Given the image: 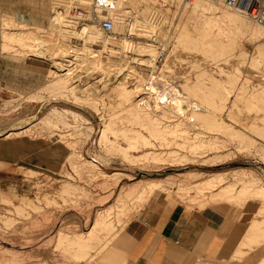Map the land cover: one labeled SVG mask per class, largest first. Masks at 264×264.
<instances>
[{"label":"rangeland","instance_id":"obj_1","mask_svg":"<svg viewBox=\"0 0 264 264\" xmlns=\"http://www.w3.org/2000/svg\"><path fill=\"white\" fill-rule=\"evenodd\" d=\"M19 1L23 3L27 2V0H0L1 30H3L6 27V25L8 24L7 19L10 18L11 16L13 17V20H15L13 22L11 21L9 22V26H10L9 28L11 27L14 28L11 30L18 31L24 29L29 30L30 28L35 29L39 36V39L41 40L40 41L38 39V41L43 43L46 49H50L49 51H56L58 49L59 50L61 49V52L65 50L69 51L70 49H72L73 51L74 50L77 51L79 47L80 48L83 47L82 45H84L83 43L85 40L79 36L77 38L76 34L74 33V28L77 27L78 24L76 25L74 14L71 11L72 4L68 6L65 3L66 5L64 9H62L64 10L62 12L64 13L63 20L61 21L62 25L56 26L53 29L51 27L49 28V24H50L51 15H53L54 13L55 5L57 4L55 0H45V1L35 0L34 2L35 6H37V4L41 6L40 9L44 7V5L46 4L45 2L48 3L49 12H51V14L49 15L48 26L32 24L16 16L13 12L15 10L19 12L20 8L17 6L16 9L13 7V5L16 6L17 5L16 3H18ZM144 1H148L152 5H154L153 3H155L156 7L163 9L162 10L163 17L158 21L159 23L155 24L154 26V28L156 27L155 29L158 32L161 31L160 34L162 35L161 37H159V40H157L158 42L156 41L153 43L158 45L159 48L163 47V45H159L160 41L165 43L167 47L165 48L167 55L159 56V60L156 62L157 65L155 64L157 68L154 69L156 71L153 72V74L155 75L162 74L167 79L169 78V80L175 82L176 85H178L179 89L183 90V88L180 86L181 85L180 83L187 79L193 82L196 81L197 73L198 74L201 73L199 70L201 68H205L210 74H212L213 78L210 79L205 78L200 83L205 82L207 85H213L214 82H219L218 80H221L224 83V86L226 85V89L229 86H231L228 88V91H230L231 96L229 97L230 99H228L225 108H224V103L220 100V98L224 97V92L226 94L227 91L226 89H224V86H220V85L216 86L218 89V92H216L218 96H215L216 93H214V94H209L208 96L202 95L199 98L195 96L193 97L198 100L199 104H201V108L208 109L209 112L215 111L218 118L224 121V124L232 125L234 126V128L236 127V129L245 136L246 139L244 140V142L240 143V146L242 147H240L238 151H236L235 148L238 147L239 144L236 142V140L230 141L229 144L230 153H232L231 150L234 151V153L232 155H229L230 158L227 157L225 160H223L224 159L223 157L222 160L219 161L217 159L216 161H214L213 158L211 159L209 156L212 155L210 154L208 157H206L208 160L205 157H200L191 160L187 159L186 160L187 162L185 160H182L180 162L178 161L171 162L169 160L157 161L151 159L148 160L140 159L134 161L127 160L124 157H122V154H120L118 151H114V150L108 151L97 145L98 131L102 126V124L104 123L103 121H107L110 117V114L112 115V113H114L115 111L116 114L119 115H121V112L122 114L124 113L121 107L116 105L118 103L117 93L108 88V86L110 85V84L108 85V83H112L111 82L113 81L112 79L108 78L109 80L106 79L107 80L106 82L105 81L101 82L103 85L105 84L107 85L103 89L99 88L98 90L87 91L84 90L83 88H80V89H76V91H74L73 94L72 93L68 94L67 91H64L63 94L57 93L58 97L54 95L52 96L50 94L51 92L49 91L45 92V90H43L41 93H38L39 95L41 94L39 96L36 93L37 91L36 89H38L41 85L47 83L51 78V76L49 75V68L52 67L51 66L52 62L51 59H48V55H46V58H43V57L28 55L26 53L21 54V52H19L20 44L18 43L19 44L18 45L17 42L16 44L15 42L12 43L13 49L9 48L7 50H2L0 45V55L6 56V58L10 57V58H14L15 60H18L19 58L22 59L33 58L36 59V62L38 63L36 65L37 80H35L36 82L34 81L35 83L34 87L27 89L23 88L21 90L12 89L4 85L2 82H0V137H5L7 131L8 132H11V130L18 131L17 130L18 128L19 130H21V128L25 129L27 127H31L28 131L22 134L20 133L18 135L26 134L34 138H40L48 142L50 141L53 142L54 159H56L58 153H61L62 156L66 154L62 164L61 165L59 164V166L54 168L53 171L35 169L31 167H21L15 169L16 171L9 175L8 174H1L2 176L0 175V185L4 187L8 186L7 189L8 191L0 192V198H1L0 216H2L0 217V264H94L97 259V256L101 253L98 252L99 250L97 251L95 249H91L89 250L90 251L89 254L86 255L82 254L76 257L75 255H73L72 251H69L65 247L64 242H60L58 236V229H62L65 232V235L67 234V236L70 237L75 235L76 233H80V234L85 233L93 224L97 212L103 211L105 208L113 204L121 188L130 185L135 181H138V179L164 178V179H170L171 181L172 178L175 180L172 181L173 182L171 183L172 185L171 184L167 185L166 188L162 189V191L156 190L155 193H152L148 196L149 199L147 198V200L144 201L143 203H139L137 206L135 205L133 208H135L136 211L135 209L132 208L133 211L130 210L131 212H128L125 215L126 220L124 219L125 220L124 223L121 224L119 222L116 223V221H114L115 225L113 226L114 229L113 231L116 232V236L122 232L125 224L128 222V219L138 216L140 209L146 205V203L150 200V198L157 196L160 193L166 194L169 199L174 198L176 200L185 201L187 202L188 205H193V206L196 205L198 207H201L202 206L201 204L198 205L197 202L194 201L191 202L189 198L191 195L195 194V191H193V189H190L191 191L189 190V192H185L187 196L184 195L185 193H180L178 191V188L180 186V185L178 186V184L181 183V181L184 178L186 179L189 178L188 180L192 182L193 180L203 179L207 177L208 174L210 175L214 172L220 171V172H224V176H225V179L223 180L224 184L228 182L229 183L233 182L235 184L234 185L235 189L236 188L240 189L241 188L240 186L243 183L242 179H245L244 178L245 176L243 177V175L242 174L240 175L239 172L242 173V171L245 170V171H249V173L254 174L257 177L256 181H260L261 183L264 184V156L261 154L262 152L259 151L260 148L261 149L264 148V119H263L264 118V65H263L264 63H262L264 61L262 62L260 61L259 65L261 64V66H259L258 63H256L257 61L254 60V56L255 58L259 56L257 45L264 39L259 40L256 38L257 40L256 39L253 40L249 37L250 35L246 34L242 38V41L239 42L238 44L239 46H237L238 48H235L236 50H234V52L228 55L227 54L218 55L216 57H211L201 51L198 52V50L196 49H185L183 47L181 48V46L176 47L174 44L180 25L179 23L185 20L184 16L181 15V9L184 5V2L182 1L181 4L177 5L175 2L172 3L171 0H167V1L144 0ZM73 19L75 20L74 22H72ZM78 20L79 22L77 21V23L79 24L83 23L84 21H86L87 23L90 22L91 24H94L92 21H87V20L83 21V19H78ZM138 23H139L138 26L136 25L137 28L140 27V24L141 27L142 26L144 27V25L146 24V22L145 23L138 22ZM38 26L39 28H36ZM41 27H43L44 29ZM136 31H137L136 29L132 31L130 30V34H127L129 33L127 31L126 37L132 39L131 41L134 43H136V41L137 42L143 41L144 38H139L141 35L138 34V32L136 33ZM101 35L103 37L118 38V35L120 37V35H123V33L119 31H115V33L109 34L101 30ZM33 41L31 42L33 43ZM148 41L151 42V40ZM0 43H1V39H0ZM96 44H102V42L97 41ZM240 46H242V49L245 50L246 53L248 54V55L246 54L247 56H245L244 59L243 56L239 54L240 52H238L241 49ZM59 50L56 52H60ZM195 62L198 65L200 64L199 67L197 64H196L197 66L193 64ZM253 63L257 64L258 66L253 65ZM128 64H130L129 66L131 68L135 69V72L133 74L135 78H131L132 81L135 80L145 81L143 79H147L148 78L147 76H149L150 73H152L151 71H153L152 70L153 67L147 65H141L134 60H131L130 62H128ZM219 67L220 68L222 67L225 72L221 71ZM40 78L42 79L40 80ZM139 78L141 79L139 80ZM95 80L96 78H93V81ZM196 89L197 91H204L201 87L199 88L197 87ZM242 89L246 91H243ZM204 92L210 93L208 90ZM32 94L38 96H32ZM88 94H91L90 96L92 100L86 99L87 100L86 101L84 97L88 96ZM237 94H239L242 97L241 99L242 101H238L237 106L232 107L231 106L232 100L236 97L235 95ZM185 95L187 96L186 92ZM52 107H56L58 109L57 112L59 113H55L56 115L55 114L52 115L53 114L52 112L53 110H51ZM46 114H48L49 116H53V118L50 120V123H43L40 120ZM253 117L254 120H252ZM261 117L263 118L261 119ZM118 123L120 125L123 124L126 126L137 125V123L131 124L128 121L126 122L118 121ZM191 124H193L194 127H197L196 129H201L204 127V125H208L206 124V122L203 121H194ZM139 125L140 124L138 123L137 128L142 129V132L148 135L146 129L140 127L141 125L140 126ZM80 130L81 131L84 130L86 134L87 132L88 134L87 135L83 134L82 136H79L78 133L81 132ZM11 136H15V135H10L7 137H11ZM224 137L225 136L223 134V138ZM73 140L74 141L77 140L75 141L76 145L74 144V147H70V143ZM152 141L157 143L155 139H152ZM245 141L253 142L254 145H252L250 150L246 148ZM118 142L121 145L126 144V141L122 137L118 138ZM72 149L80 151V154H82L80 156V159L82 158H90V159L92 158L94 160L97 159L99 161V162L97 161L100 165L99 167L102 169L103 172L106 173L98 172V174L94 176L95 178L92 177V179L94 178L93 180L91 179V177H88L86 173L83 174L81 173V175L80 173H77L74 167L69 163L67 159ZM112 151L114 152L112 153ZM225 151L229 152L227 151V149ZM138 152L135 151L134 153L137 154ZM54 165H56V163H54ZM28 169L35 170V172L33 174H30L29 172H27ZM190 171H193L192 173H195V175H193L194 177L191 176L190 178L187 176L190 175L189 174L191 173ZM195 176L198 178H196ZM110 177L112 178L110 179ZM115 178L117 179L116 182L113 181L116 180ZM67 180L76 183L78 185L80 184V188L77 190V193L79 192L78 193L79 195H77V198L74 200L68 196L69 193L61 190L62 184ZM188 180L186 181L188 182ZM110 181H112L111 185H110ZM114 182L115 185L113 184ZM103 183H105L107 186L106 185L104 186ZM48 184L49 186H46ZM40 185H42L41 190L39 188L41 187ZM216 188L218 189V186H216L214 189ZM81 189L84 190L85 192L81 191ZM177 192L179 193V195ZM209 193L210 192L207 191V194ZM107 194L109 195L107 196ZM188 194L191 195L188 196ZM4 195H9L11 199L10 200L4 199L3 197ZM105 195L107 197H105ZM29 199L31 204L29 203L25 205L23 203L24 202L23 200H29ZM250 199L253 202V204H255L254 206L255 216L253 219H260V220L263 219L264 208L263 209L261 208L262 210L259 208L258 210V206L259 207L262 206L258 198H256L255 200L252 198L249 199L247 198L245 201L236 203V205L241 207L244 202ZM23 204L27 206L26 207L27 209L25 210L26 212L25 216H23L24 214L21 215L19 213H16L15 210L17 206ZM47 204H51V205H47ZM36 205L40 207H36ZM255 212L258 214H255ZM9 216H12L13 218L12 219L13 221L10 222V224L7 223L5 218ZM110 217L112 219L114 218L113 220H116L115 211L111 212ZM245 247H247L246 251L252 250V244L245 245ZM255 248H259V249L261 248L260 257L251 261L249 264H257L259 260L264 256V242H262L259 246H255ZM80 249L82 250V248ZM247 254L248 252H244L242 256L241 254L235 256L236 264H241L242 262H244L247 259L244 258ZM230 263L231 262H226V264H230Z\"/></svg>","mask_w":264,"mask_h":264},{"label":"bare ground","instance_id":"obj_2","mask_svg":"<svg viewBox=\"0 0 264 264\" xmlns=\"http://www.w3.org/2000/svg\"><path fill=\"white\" fill-rule=\"evenodd\" d=\"M143 1L144 0H117V2L114 3L113 7L108 10L109 16L114 21V30L123 33V35H120V37L118 35V38L103 37L101 35V29L97 28L96 25L91 24L90 22L87 23L84 20L83 23L80 22L81 24L77 23L76 21L75 23L76 25H78L74 28V33L76 34L77 38L79 36L85 40L83 43L84 45H82L83 47H79L77 51H73L72 49H70L69 51L65 50L63 52H61V49H58L60 52H56L58 50L49 51L50 49H46L45 45L40 42L41 40L39 39V36L35 29L30 28L29 30L24 29L18 31L11 30L14 28H9V22H13L15 20H13V17L10 16V18L7 19L8 24L6 25V27L3 30L0 29L1 49H13L12 43L15 42L16 44L17 42V44H20L19 52H21V54L26 53L28 55L43 58H46V55H48V59H51L52 62V67L49 68V75L51 76V78L47 83L41 85L38 89H36L38 92L34 90L37 94L41 93L43 90H45V92H51L50 94L52 96H57L59 93L63 94L64 91H67L68 94H73L76 89L80 88H83L87 91H94L98 90L99 88L103 89L105 86H107L106 84L103 85L101 82H106V79L108 78L112 79V83H108V85L110 84L108 88L117 93L118 103L116 105L121 107L124 113L122 114L121 112V115H119L116 114L115 111L114 113H112V115L110 114V117L107 121H103L104 123L101 126V130L99 129L100 134L98 131L99 137L97 145L104 148L105 150L118 151L120 154H122V157L131 161L151 159L157 161L169 160L171 162H180L182 160L186 161L187 159L191 160L200 157L206 158L209 156V154L212 155L209 157L211 159L213 158L214 161H216V159L218 161L222 160L223 157V160H225L227 157H229V155H232L234 153V151L232 150V153H230V141L236 140L239 146L235 149L236 151H238V149L242 147L240 146V143H243L246 139L245 136L240 131H238L236 127L234 128V126L232 125L224 124V121L218 118L215 111L209 112L208 109L201 108V104H199L198 100L193 97L195 96L199 98L202 95L208 96L209 94H214L218 92L216 86H224V83L221 80H218L219 82H214L213 85H207L205 82L200 83L205 78H213L212 74H210L205 68H201L199 70L201 73H197L196 81L193 82L189 79L182 81L180 83V86L183 88V90L179 89L178 85H176L175 82L169 80V78L167 79L162 74H153V72L156 71L154 69L157 68L156 62L159 60V56L167 55L165 49L167 47L165 43L160 41L159 45H163V47L161 48L153 43L159 40V37H161L162 35L160 34L161 31L158 32L155 29L156 27L154 28V26L155 24L159 23L158 21L163 17V9L156 7L155 3H153L154 5H152L148 1H144L145 3ZM171 1L172 3L175 2L177 5L181 4L182 1L184 2V5L182 4L183 7L181 9V15L184 16L185 20L179 23L180 25L174 44L176 47L181 46V48L183 47L185 49H196L198 50V52L201 51L206 55L216 57L218 55H228L234 52V50H236L235 48H238L237 46H239V42L242 41V38L246 34L250 35L249 37L253 40L256 38L259 40L264 39V27L257 23L251 17V14L256 12V9H254L255 7H253L252 9L251 7L258 4L257 0H238L235 5H228L222 0H192L191 2H187L186 0ZM55 2L57 4L55 5L54 13L53 15H51L49 24V28L51 27L53 29L56 26L62 25L61 21L63 20L64 16V13H62L64 10L62 9H64L65 5L67 4L68 6H70L71 4L73 5V3H76V1L73 0H55ZM74 21L75 20L73 19L72 22ZM138 22H146V24L144 25V27H141L140 24V27L137 28L136 25L138 26ZM36 28H39V26ZM134 29L137 30L136 33L138 32V34L142 36H140L139 38H144L143 41H136V43H134L131 41L132 39L126 37L127 31L129 32L127 34H130V30L132 31ZM38 39L40 41H38ZM33 40L36 41L34 42ZM148 40H151V42H149ZM31 41H33V43ZM97 41L102 42V44H96ZM257 46L259 56H257L256 58L254 56V60L257 61L256 63H258L259 65L260 61H264V40L261 41ZM240 47V50L238 49V52H240L239 54H241L244 59V57L248 54L245 50L242 49V46ZM131 60L137 61L141 65L153 67V71H151L152 73L147 76L148 78L143 79L145 81L135 80V82L131 80V78H135L133 75L135 69L131 68L129 66L130 64H128V62H130ZM254 63L253 65H257ZM193 64L195 66L198 65L196 62ZM259 66H261V64ZM220 70L224 71L222 67L220 68ZM93 78H96V80L93 81ZM140 79L141 78H139V80ZM197 87H201L204 91L208 90L210 93L197 91ZM228 88L226 89V85L224 86V89H226L227 91L226 94L224 92V97L220 98V100L224 103V108L226 107V103L231 96ZM185 92L187 93V96L185 95ZM38 95L32 94V96ZM90 95L91 94H88V96H85L84 99H91ZM215 96H218V94L216 93ZM235 96L236 97L232 100L231 103L232 107L237 106L238 101H242V97L239 94ZM51 110H53L52 115H54L55 113H59L57 112L58 109L56 107H52ZM52 118L53 116H49L48 114H46L40 120L43 123H50V120ZM262 118L263 117H261V119ZM252 120H254V117ZM118 121H128L131 124L137 123V125L139 123L141 125H139L140 127L146 129L148 135L144 134L142 132V129H138L137 125H135L136 127L134 125L130 126L128 125V123V126L123 124L120 125ZM194 121H203L208 125H204V127L201 129H196L197 127H194V125L191 124ZM30 128L31 127H27L25 129L21 128V130H19L18 128V131H7L5 137L10 135L17 136L20 133L22 134L28 131ZM222 131L225 136L224 138ZM78 134L79 136H82L83 134H86V132L82 130ZM121 137L126 141L125 145H121L118 142V138ZM152 139H155L157 143L153 142ZM75 141L73 140L71 141V143L68 141L70 143V147H74ZM252 145H254L252 141H245V146L249 150L251 149ZM224 148H226L229 152H226V149ZM114 151H112V153ZM135 151L140 152L135 154ZM259 151H261V154L264 156V148H260ZM81 155L82 154H80V151L72 149L71 154L68 157L69 163L74 167L77 173H80V175L81 173H86L88 177H91L92 179V177L96 176L98 172H103L96 160L87 158L80 159ZM27 172L33 174L35 170L28 169ZM190 172V175L187 176L191 178V176L195 175V173H192L193 171ZM239 173L240 175L242 174L243 177L245 176V179H242L243 183L240 186V189H235V184L231 181V183L228 182L224 184V172L220 171L214 172L210 175L208 174V176L203 179H191L193 180L192 182L188 180L189 178H184L182 181L180 180L181 183H177L178 186L180 185L179 188H177L180 193L189 192L190 189H193V191H195V194H190L191 196L188 194V196H190L189 198L191 202H197L198 205L201 204L203 207L204 205H207L209 203L211 204L221 201H231L236 204L238 202L245 201L247 198H252L254 200L258 198V200H260V203L262 204V206H258V210L259 208L263 209L264 184L260 181H256L257 177L254 174L249 173V171L243 170L242 173ZM112 177H110V179ZM173 180L175 179L171 178V181L170 179L164 178L139 179L133 184L122 187L116 196L115 202H113V204L105 208L103 211L97 212L93 224L86 232L84 231L85 233H76L75 235L70 237L67 236V234L65 235V232L62 229H58L60 242H64L65 247L69 251H72L73 255H75L76 257L82 254H89V250L91 249H95L97 251L99 250L98 252H102L116 237V232L113 231V226L115 225L114 221H116V223H124L126 220L125 215L128 212H131L130 210L133 211V209H135L133 208L135 205L137 206L139 203H143L144 201H146L147 198L149 199L148 196L152 193H155L156 190L162 191V189L166 188L167 185L173 183ZM186 180H188V182ZM113 181L116 182L117 179ZM111 182L112 181H110V185L112 184ZM115 182L113 183L114 185ZM103 184L104 186L106 185L105 183ZM40 186L41 187L39 188L41 190L42 185ZM46 186H49V184ZM216 186H218V189H214ZM79 188L80 184L78 185L68 180L61 186V190L69 193L68 196L73 200L77 198V195H79V192L77 193V190ZM81 191L84 190L81 189ZM207 191H209L210 193L207 194ZM108 195L109 194H107V196ZM184 195H186V193ZM107 196L105 195V197ZM3 197L6 200L11 199L9 195H4ZM23 201L25 205L30 203V199ZM24 204L16 207V213H19L21 215L24 214L23 216L26 215L25 210L27 209V206H25ZM36 207L40 206L36 205ZM112 211H115L116 213V220H113L114 218L112 219L110 217ZM255 214L258 213L255 212ZM5 218L7 223L9 224L13 221L12 216ZM262 242H264V218L261 220L253 219L244 233V236L239 245L240 248L237 250L236 256L240 254L242 256L244 252H248L242 249L243 247H245V245L252 244L253 249V247L255 248V246H259ZM80 248H82V250ZM257 264H264V256L259 260Z\"/></svg>","mask_w":264,"mask_h":264},{"label":"crops","instance_id":"obj_3","mask_svg":"<svg viewBox=\"0 0 264 264\" xmlns=\"http://www.w3.org/2000/svg\"><path fill=\"white\" fill-rule=\"evenodd\" d=\"M27 2L13 5L20 8L13 13L32 24L48 26L51 14L48 3L40 9L39 4L34 5L35 0ZM37 64L33 58L15 60L0 55V82L12 89L34 87ZM53 145L26 134L0 137V175H9L21 167L53 171L66 156L57 152L54 159ZM7 189L8 186L0 185V192ZM243 205L221 201L198 207L160 193L150 198L138 216L128 220L94 264H236L240 242L254 218L255 204L251 199ZM242 249L246 251L247 247ZM260 249L248 251L241 264L260 257Z\"/></svg>","mask_w":264,"mask_h":264},{"label":"built area","instance_id":"obj_4","mask_svg":"<svg viewBox=\"0 0 264 264\" xmlns=\"http://www.w3.org/2000/svg\"><path fill=\"white\" fill-rule=\"evenodd\" d=\"M76 3L72 5L71 11L74 14V19H83L87 21H92L97 28H100L105 33L113 34L114 31V21L109 16L108 10L111 9L117 0H73ZM191 2L192 0H186ZM228 5H235L238 0H222ZM257 5L255 7L256 12L251 14L252 18L264 27V0H257Z\"/></svg>","mask_w":264,"mask_h":264},{"label":"water","instance_id":"obj_5","mask_svg":"<svg viewBox=\"0 0 264 264\" xmlns=\"http://www.w3.org/2000/svg\"><path fill=\"white\" fill-rule=\"evenodd\" d=\"M96 161H98L97 159H95ZM99 162V161H98Z\"/></svg>","mask_w":264,"mask_h":264}]
</instances>
